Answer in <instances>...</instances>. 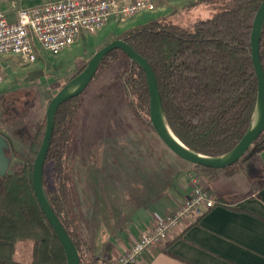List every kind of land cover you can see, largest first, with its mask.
I'll use <instances>...</instances> for the list:
<instances>
[{"label":"trees","instance_id":"trees-1","mask_svg":"<svg viewBox=\"0 0 264 264\" xmlns=\"http://www.w3.org/2000/svg\"><path fill=\"white\" fill-rule=\"evenodd\" d=\"M261 2L196 0L180 10L208 5L220 12L185 26L172 22L177 12L173 8L169 15L137 21L113 38L126 42L151 66L170 129L196 153L215 157L229 152L249 126L257 94L250 33ZM259 58L264 72V26ZM40 75V71L31 72L25 80L31 82ZM147 120L149 96L144 72L121 50L111 51L83 92L63 103L56 112L44 164H51L52 187L47 186L44 169L43 186L53 212L77 249L80 264L96 260L93 251L99 222L108 224L116 214L121 218L132 209L129 216L162 196L172 185L174 172L189 167L207 183L221 173L235 176L240 160L218 170L192 165L174 155L150 124L145 125ZM96 121L111 123L126 134L137 131L145 137L150 132L149 139L157 141L155 155L142 140L137 144L134 174L126 182L140 184L138 191L132 185L128 193L118 192L122 188L115 185L111 175L113 170L120 169L119 164L111 163L117 155L116 144L102 138V127L103 136L99 131L95 140ZM81 123L79 145L75 130ZM44 130L42 117L28 145H8L9 168L0 176V264H66L63 248L39 207L31 184L32 165ZM258 144L262 146L251 156L255 162L264 151V131L250 148ZM263 187L264 183L254 191L258 194ZM81 189L94 197L93 203L87 202L89 218L82 208ZM214 197L216 201L222 199L217 194ZM110 210L112 214H108ZM123 226L117 222L115 227L107 226V231ZM108 249L107 238L104 250Z\"/></svg>","mask_w":264,"mask_h":264},{"label":"rangeland","instance_id":"rangeland-1","mask_svg":"<svg viewBox=\"0 0 264 264\" xmlns=\"http://www.w3.org/2000/svg\"><path fill=\"white\" fill-rule=\"evenodd\" d=\"M195 2L196 0H187L183 5H171L172 7L163 5V7H161L156 4V9L153 12L138 14L135 15L136 17L132 16L125 22L117 24L118 26H116V24H109L97 33H83L71 48L56 55L44 51L40 45L35 43L33 47L38 58L34 64L29 66L22 64L18 58H12L10 56L4 58L7 66L5 67L4 80L0 83V136L5 138L8 145L10 143L14 147L28 145L32 140V134L34 133L36 123L41 120L42 117L45 119L46 107L53 96L78 70L84 68L95 52L113 41L117 33L134 25L137 21L142 22V20H146L148 17L167 16L172 9L175 8L177 12L172 17V22L186 26L196 21L210 18L214 14L220 12L219 8L214 10L208 5L193 6L195 8H192L190 11L180 10L182 7L189 6ZM36 71L41 72L40 77L38 76L31 82L25 80V77L29 76L31 72ZM96 123H98V121H96ZM145 125H149V120L146 121ZM100 127L103 128L102 132L104 136L101 133ZM82 130L83 123L77 124L75 139L79 145L80 141H82ZM99 131L103 139L106 137V139H109V143L116 144L117 155L116 158L111 160V163L119 164L120 169L118 171L113 170L111 175L112 178L115 179V185L122 188V190L118 192L128 193L127 189L132 185H135L138 191L141 187L140 184H129L126 182L130 181L131 176L134 174L137 160V144L142 140V143H146L148 148H150L155 155L157 141L149 139L152 136L150 132H147L145 137L140 136L137 131L126 134L125 132L118 131L117 126L108 122L94 125L93 137L95 140H97ZM261 146L262 144H258L249 148L247 153L240 159L239 164L236 165L235 176L221 173L217 178L211 179L208 184L206 183L209 191H214L217 186L227 192L223 193L237 198L249 194L256 188L262 186L264 183V171L261 169L258 161H253L251 157ZM5 155L8 159L11 157V154H8V150L5 151ZM153 158H155V156H153ZM171 165L173 169V164L171 163L170 167ZM50 168V163H47L44 167L48 188L52 187ZM124 176L125 179H123ZM172 176V182H177L182 179L176 172H174ZM206 184L203 183L202 187L205 188ZM82 190L83 189H81V193ZM84 191H86V189H84ZM128 197H130L129 194ZM82 198L84 201V203H82L83 211L89 218V204H87V202L90 201V203H93L94 197L92 193L87 194L86 191L82 193ZM125 200L128 201L126 197ZM108 214H112V211L110 210ZM107 233V228L99 222L93 251L97 256L95 261L105 260L106 258L103 252H99V249L102 244L105 246L107 243V237L104 236ZM93 263L94 262L91 264Z\"/></svg>","mask_w":264,"mask_h":264},{"label":"crops","instance_id":"crops-1","mask_svg":"<svg viewBox=\"0 0 264 264\" xmlns=\"http://www.w3.org/2000/svg\"><path fill=\"white\" fill-rule=\"evenodd\" d=\"M60 1L64 0H0V4L7 17L13 20L18 9ZM152 1L155 6L172 7L183 5L187 0ZM109 24L116 23L111 21ZM35 43L38 44L33 41ZM258 157V164L264 169V151ZM192 172L189 167L179 170L177 175L182 178L180 181L172 182L162 196L158 195L156 200L142 205L129 216L127 214L132 209L127 211L126 219V215L118 218L116 214V218L108 221V224L100 223L106 228L117 226V222L120 226L124 225L104 235L108 238L109 249L106 252L102 244L99 252L106 255L105 260L111 261L126 252L141 233L151 229L156 219L172 213L184 201L191 193L188 176ZM200 180L201 185L207 183L202 178ZM207 184L204 189L214 201L212 208L201 216H193L182 222L166 241L148 248L135 262L126 264H264V204L257 193L252 191L236 198L228 196L217 186L214 191H209ZM215 194L222 198L221 201H216Z\"/></svg>","mask_w":264,"mask_h":264},{"label":"built area","instance_id":"built-area-1","mask_svg":"<svg viewBox=\"0 0 264 264\" xmlns=\"http://www.w3.org/2000/svg\"><path fill=\"white\" fill-rule=\"evenodd\" d=\"M156 9L152 0H64L18 9L10 20L0 4V83L4 80V58H18L24 65L37 60L33 41L43 50L56 55L69 49L83 34L101 31L109 22H125L132 16ZM191 193L172 213L156 219L149 231L143 232L131 247L111 261L93 264H126L135 262L148 248L166 241L184 221L201 216L214 206L196 173L188 176Z\"/></svg>","mask_w":264,"mask_h":264},{"label":"water","instance_id":"water-1","mask_svg":"<svg viewBox=\"0 0 264 264\" xmlns=\"http://www.w3.org/2000/svg\"><path fill=\"white\" fill-rule=\"evenodd\" d=\"M264 26V0H262L253 20L250 33V59L257 80V94L254 110L249 126L241 140L229 152L220 156H206L196 153L185 146L170 129L161 105L157 80L148 62L136 53L123 40H113L95 52L85 68L69 80L50 100L45 110V130L40 148L32 165L31 184L34 196L47 221L54 230L65 254L66 264H80L77 249L61 226L53 212L43 186V169L50 147L54 128L55 115L58 108L66 101L77 97L94 77L98 66L113 50H121L132 63L144 72L149 96V124L162 143L180 159L204 168L224 169L237 163L249 150L254 141L264 131V72L259 58V42ZM8 144L0 136V176H4L9 168V159L5 155ZM258 198L264 204V187L258 192Z\"/></svg>","mask_w":264,"mask_h":264}]
</instances>
